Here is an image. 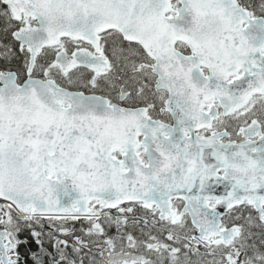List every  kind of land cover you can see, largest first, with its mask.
Returning a JSON list of instances; mask_svg holds the SVG:
<instances>
[{
  "label": "snow or ice",
  "instance_id": "6c2138e0",
  "mask_svg": "<svg viewBox=\"0 0 264 264\" xmlns=\"http://www.w3.org/2000/svg\"><path fill=\"white\" fill-rule=\"evenodd\" d=\"M0 264H264V0H0Z\"/></svg>",
  "mask_w": 264,
  "mask_h": 264
}]
</instances>
